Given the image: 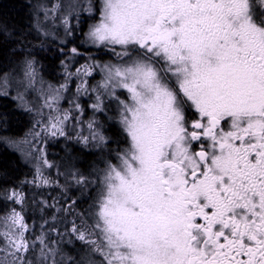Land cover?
Returning a JSON list of instances; mask_svg holds the SVG:
<instances>
[{
	"label": "snow or ice",
	"instance_id": "6c2138e0",
	"mask_svg": "<svg viewBox=\"0 0 264 264\" xmlns=\"http://www.w3.org/2000/svg\"><path fill=\"white\" fill-rule=\"evenodd\" d=\"M29 6L63 74L46 80L23 34L0 25L18 53L0 68V101L35 117L18 139L0 113V146L32 167L0 183V264H264V0ZM44 137L95 160L82 170L69 157L61 172ZM25 186L74 187L88 206L35 201L38 224ZM45 209L79 223L61 232Z\"/></svg>",
	"mask_w": 264,
	"mask_h": 264
},
{
	"label": "trees",
	"instance_id": "16d2710c",
	"mask_svg": "<svg viewBox=\"0 0 264 264\" xmlns=\"http://www.w3.org/2000/svg\"><path fill=\"white\" fill-rule=\"evenodd\" d=\"M34 3H36V0H0V25H6L8 31L14 34H23L19 37L20 40L23 39V44L20 47L36 55L43 66L41 71L45 79L55 83L62 78L63 69L60 60L64 57L56 51L57 43L43 41L31 29L33 9L29 5ZM14 47H17V45L9 42L6 37L0 36V68L14 66L18 57V53L11 51ZM0 113L7 116L9 134L15 138L21 139L33 126L32 115L17 108L12 101H0ZM44 139L46 141L44 148L49 161L60 165L61 172H65V165L69 157H72V162L82 170L95 160L94 156L86 155L85 153L88 150H82L81 146L76 144L74 140L66 141L63 137H45ZM46 175L58 180L61 185L65 183V177L63 175L58 176L55 168L48 169ZM25 177L32 178V167L23 163L20 153L16 149L0 146V183L16 185L19 180ZM24 191L29 197L28 214L38 224L41 222L42 214L37 209L35 201L46 200L49 203L54 200L59 201L57 205L59 207L66 200L68 202L77 200V212H83L88 206L87 203L83 202L84 198L80 197V193L74 187H70L66 194L55 186L41 188L25 186ZM52 215L57 217L56 227L61 232L65 231L66 226L70 227V222L73 219H76L79 223L76 216L56 212L54 209L44 210L43 216L45 219H49ZM53 238H55V234H53ZM68 247L71 248V246Z\"/></svg>",
	"mask_w": 264,
	"mask_h": 264
},
{
	"label": "rangeland",
	"instance_id": "374dc122",
	"mask_svg": "<svg viewBox=\"0 0 264 264\" xmlns=\"http://www.w3.org/2000/svg\"><path fill=\"white\" fill-rule=\"evenodd\" d=\"M81 62H83V61H81ZM32 115V114H31ZM32 117H33V124H34V122H35V117L32 115ZM39 127L40 126H37V130H39ZM42 136H43V133L41 134ZM25 138V135L24 136H22V138L21 139H24ZM45 138V137H44ZM29 139H30V137H29ZM23 148H24V150H27V145H23L22 146ZM15 149V148H14ZM17 150V149H16ZM18 151V150H17ZM19 152V151H18ZM20 153V152H19ZM31 166V165H30ZM47 172V171H46ZM46 172H45V175H46ZM32 201V200H31ZM32 203V202H31Z\"/></svg>",
	"mask_w": 264,
	"mask_h": 264
},
{
	"label": "bare ground",
	"instance_id": "6f19581e",
	"mask_svg": "<svg viewBox=\"0 0 264 264\" xmlns=\"http://www.w3.org/2000/svg\"><path fill=\"white\" fill-rule=\"evenodd\" d=\"M23 40V39H22ZM10 42V41H9ZM41 52V51H40ZM43 60V59H42ZM60 69V68H59ZM28 118V117H27ZM2 150V149H1ZM63 151V150H62ZM11 185V184H10Z\"/></svg>",
	"mask_w": 264,
	"mask_h": 264
}]
</instances>
